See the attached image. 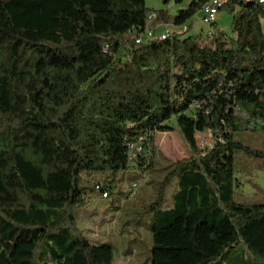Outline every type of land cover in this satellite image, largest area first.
<instances>
[{
  "label": "trees",
  "instance_id": "1",
  "mask_svg": "<svg viewBox=\"0 0 264 264\" xmlns=\"http://www.w3.org/2000/svg\"><path fill=\"white\" fill-rule=\"evenodd\" d=\"M209 1L162 0L172 14L146 0H0V264H112L113 245L92 242L76 211L108 199L119 173L151 172L173 117L191 153L141 213L151 264L238 250L264 264V202L234 196L237 155L264 170V7L224 2L230 35L206 41L188 22ZM160 26L175 33L135 43ZM207 131L215 142L200 150Z\"/></svg>",
  "mask_w": 264,
  "mask_h": 264
},
{
  "label": "rangeland",
  "instance_id": "2",
  "mask_svg": "<svg viewBox=\"0 0 264 264\" xmlns=\"http://www.w3.org/2000/svg\"><path fill=\"white\" fill-rule=\"evenodd\" d=\"M146 3L149 7L159 3V8H167L172 14L179 8L173 2L164 4L162 0H146ZM201 16L202 14L198 12L188 22L190 25L188 26V35L197 36L201 34L206 41L211 39L212 35L209 33L212 30L230 35V14L219 10L213 25L204 23ZM177 31L180 33V30ZM207 35H209L208 38ZM168 124L173 126L172 130L155 134L154 169L151 172H147L141 179L137 180H134L136 174L129 170L119 173L116 181L117 188L108 199L101 198L99 194H96L89 206L76 211L78 226L92 242H108L113 245L114 258L112 264H151L150 217L143 216L141 213L145 205L154 200L160 182L173 164L188 157L191 153L181 132L175 125V118H171ZM256 133L258 132H250L247 135ZM196 138L198 144H203V141L208 144L212 141L213 136L207 131L198 133ZM237 157L239 159L236 158L235 161L236 178L240 182L235 188V198L264 202V170L255 168L250 159L244 157L243 154H239ZM247 179L255 183L256 187L247 183ZM134 182L137 183V186L135 185L137 190L130 196L131 184ZM174 189L175 184L173 183L167 187L163 206L166 202H170V194ZM247 256H249L247 250L230 252L227 258L219 264H246L242 259L245 260ZM232 258L237 260L233 262Z\"/></svg>",
  "mask_w": 264,
  "mask_h": 264
},
{
  "label": "built area",
  "instance_id": "3",
  "mask_svg": "<svg viewBox=\"0 0 264 264\" xmlns=\"http://www.w3.org/2000/svg\"><path fill=\"white\" fill-rule=\"evenodd\" d=\"M228 0H210L209 2L206 3L205 5V9L202 10L201 14V20L204 22V23H207V24H213L215 21H216V18H217V14L219 12V2H227ZM255 1H264V0H255ZM151 17V16H150ZM160 28V30L158 31V29ZM186 31V29H185ZM175 33V31H168L167 30V26H163V27H158L156 29H152V28H149V34L147 35H143V36H136L134 38L135 40V43L136 44H139V43H143L145 41H148L150 39H154V38H158L160 36H170L171 34ZM184 33V32H183ZM213 31H210L209 34H212ZM177 34H180V33H177ZM214 138L212 139V141L208 144H206L204 141H203V144H198L199 149L200 150H204L206 148H209L211 147L213 144H214ZM136 151H139L140 150V147H136L135 149ZM133 156V154H132ZM135 183L132 185L135 189ZM105 197V194L103 195Z\"/></svg>",
  "mask_w": 264,
  "mask_h": 264
},
{
  "label": "crops",
  "instance_id": "4",
  "mask_svg": "<svg viewBox=\"0 0 264 264\" xmlns=\"http://www.w3.org/2000/svg\"><path fill=\"white\" fill-rule=\"evenodd\" d=\"M157 5H158V6H157ZM154 6H155V7H154ZM154 6H152V8H154V9H160V8H159V3L156 4V5H154ZM150 7H151V6H150ZM170 29H172V28L167 26V30H170ZM133 173L136 174V176H137L138 179H141V178L143 177V174H141V173H137V172H133ZM145 174H146V173H145ZM172 183L175 184V189H174V191L172 192V194H170V197H171L170 202H169V203L166 202L165 205L163 206L164 208H169V207L172 206V195H173V193L176 191L177 182H176V180H174Z\"/></svg>",
  "mask_w": 264,
  "mask_h": 264
},
{
  "label": "bare ground",
  "instance_id": "5",
  "mask_svg": "<svg viewBox=\"0 0 264 264\" xmlns=\"http://www.w3.org/2000/svg\"><path fill=\"white\" fill-rule=\"evenodd\" d=\"M223 3H224V2H219V8H220V5L223 4ZM258 3H259L261 6L264 7V1H258ZM205 5H206V4H205ZM205 5L202 7L201 12H202V10L205 9ZM145 33H146V35L149 34V29H147ZM165 37H166V36H160L159 38H165Z\"/></svg>",
  "mask_w": 264,
  "mask_h": 264
}]
</instances>
